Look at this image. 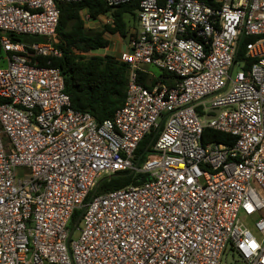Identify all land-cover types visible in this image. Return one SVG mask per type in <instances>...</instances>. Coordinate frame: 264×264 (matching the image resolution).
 Segmentation results:
<instances>
[{
	"label": "built area",
	"instance_id": "obj_1",
	"mask_svg": "<svg viewBox=\"0 0 264 264\" xmlns=\"http://www.w3.org/2000/svg\"><path fill=\"white\" fill-rule=\"evenodd\" d=\"M76 1L0 0V264H227L228 253L264 264V0H105L139 8L119 58L126 100L102 123L72 107L47 60L62 55L58 3ZM247 37L258 38L248 70L238 61ZM146 67L175 83L144 86ZM206 129L235 143H206ZM126 171L146 181L85 204L100 179Z\"/></svg>",
	"mask_w": 264,
	"mask_h": 264
},
{
	"label": "trees",
	"instance_id": "obj_2",
	"mask_svg": "<svg viewBox=\"0 0 264 264\" xmlns=\"http://www.w3.org/2000/svg\"><path fill=\"white\" fill-rule=\"evenodd\" d=\"M60 20L57 27L59 43L56 47L62 52L60 58H49L52 67L59 68L65 80L66 93L70 96L72 107L77 111L90 113L97 122L111 119L126 100L129 71L128 66L111 55H95L94 53L110 47V37L119 35L125 41L130 39L131 28L137 26L136 13L139 2L123 4L117 7L109 6L105 0H81L76 2H59ZM86 11L95 21L104 22L110 18L112 23H102L99 29L86 27L81 14ZM26 36L14 38L21 42L27 41ZM257 37H247L242 40L238 53V61H244L246 70L252 61L245 58L247 45L257 40ZM43 42L44 39H30ZM4 54L0 45V66ZM43 64L45 61L42 62ZM139 81L146 86V76L139 74ZM164 81L173 83L174 78L163 72ZM4 100H0V104ZM146 141H142L137 149L140 160H144L152 151L158 134L152 132ZM145 139V138H144ZM206 143H221L232 146L235 138L211 129L203 134ZM143 178V179H142ZM146 177L135 175L131 171L120 172L100 179L97 188L91 193L85 204L94 196L123 189L127 186H139ZM123 182V183H121ZM83 212H75L72 217L73 226Z\"/></svg>",
	"mask_w": 264,
	"mask_h": 264
},
{
	"label": "rangeland",
	"instance_id": "obj_3",
	"mask_svg": "<svg viewBox=\"0 0 264 264\" xmlns=\"http://www.w3.org/2000/svg\"><path fill=\"white\" fill-rule=\"evenodd\" d=\"M105 22V21H104ZM102 23L99 22H94L93 24H90L88 26V28L91 29H99L102 26ZM111 42H112V48L109 47L107 49L104 50H100L95 52V55H111L114 57L119 58V56L121 55V53L125 50V43H124V39H122L119 35H115V36H111L110 38ZM111 48V49H110ZM240 71V68L238 66L234 67L233 70V76H235L237 74V72ZM198 115L200 117H205V113L202 111V107L197 109ZM150 134H147V136L145 137V139L143 140L146 141L150 136ZM20 172L22 170H19ZM19 179H23L24 176L23 175H18ZM123 183V182H121ZM81 210V209H79ZM79 210H76L75 212H79ZM72 222V219H71ZM71 222L69 225V229L72 230L73 226H71ZM240 222L242 223L243 226H245L258 240H260V234L257 232L256 228H255V224H254V220L252 218H248V217H244L243 214H240ZM80 236V232L78 231V229H76L74 231V233L72 234V240L76 241ZM238 259V256L236 254H232V253H228V256L226 257V259H224V262H226L227 264H233L235 262V260Z\"/></svg>",
	"mask_w": 264,
	"mask_h": 264
},
{
	"label": "crops",
	"instance_id": "obj_4",
	"mask_svg": "<svg viewBox=\"0 0 264 264\" xmlns=\"http://www.w3.org/2000/svg\"><path fill=\"white\" fill-rule=\"evenodd\" d=\"M89 14V13H88ZM95 22H99V23H101V21H95ZM104 23V22H103ZM87 27V26H86ZM91 29V28H90ZM95 29V28H94ZM113 36H115V35H113ZM111 38V37H110ZM111 44H112V42H111ZM110 47L112 48V45H110ZM110 48V49H111ZM105 55H108V54H106L105 53ZM117 58V57H116ZM119 58H120V56H119ZM119 58H117V59H119ZM146 69L148 70V71H150L151 72V74H144L145 76H146V84L147 85H153V84H155L156 82H160V83H165V84H169V85H171V84H174L175 83V80L176 79H174V82L173 83H167V82H165L164 80V78H163V72H160V71H158V70H156V69H154V68H151V67H146ZM173 77V76H172Z\"/></svg>",
	"mask_w": 264,
	"mask_h": 264
},
{
	"label": "water",
	"instance_id": "obj_5",
	"mask_svg": "<svg viewBox=\"0 0 264 264\" xmlns=\"http://www.w3.org/2000/svg\"><path fill=\"white\" fill-rule=\"evenodd\" d=\"M215 114H218V111H215ZM150 179V177H148V180ZM84 215V212L81 213V215L78 217V219L76 220L72 230H71V233H70V237L72 236V234L74 233V231L78 228L81 220H82V217Z\"/></svg>",
	"mask_w": 264,
	"mask_h": 264
}]
</instances>
